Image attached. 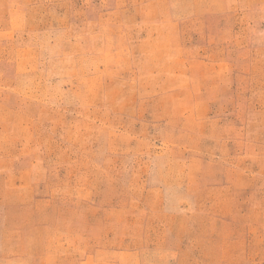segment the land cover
I'll list each match as a JSON object with an SVG mask.
<instances>
[{
    "label": "rangeland",
    "instance_id": "obj_1",
    "mask_svg": "<svg viewBox=\"0 0 264 264\" xmlns=\"http://www.w3.org/2000/svg\"><path fill=\"white\" fill-rule=\"evenodd\" d=\"M0 264H264V0H0Z\"/></svg>",
    "mask_w": 264,
    "mask_h": 264
}]
</instances>
